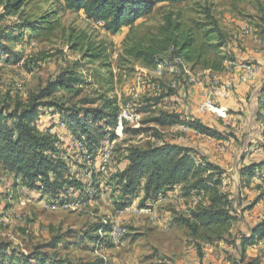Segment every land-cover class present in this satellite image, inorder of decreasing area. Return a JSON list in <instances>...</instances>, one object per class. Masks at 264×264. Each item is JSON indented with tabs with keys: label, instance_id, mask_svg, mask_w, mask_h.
<instances>
[{
	"label": "rangeland",
	"instance_id": "374dc122",
	"mask_svg": "<svg viewBox=\"0 0 264 264\" xmlns=\"http://www.w3.org/2000/svg\"><path fill=\"white\" fill-rule=\"evenodd\" d=\"M42 17L55 25L50 34L47 24L39 21ZM24 23H32L38 31L21 30ZM173 25L178 26L173 33L178 42L182 37L194 40L189 62L178 58L168 40ZM0 31L8 36L2 44L16 55L10 64L0 65V95L8 98L11 108L17 102L27 103L60 73L72 71L80 78L81 95L72 98L57 92L55 101L92 111L108 99L116 101L118 110L135 109L137 127L125 130L113 146L114 157L131 147L160 146L178 133L185 137L175 133L183 123L160 127L153 121L164 116L199 121L220 133L221 139L206 136L220 144L204 150L205 155L194 152L193 156L200 159L198 164L211 165L203 177L214 176L217 186L213 187L227 196L234 219L221 241L207 244L195 240L182 222L193 208L185 191L178 190L176 199L155 201L152 221L127 211L137 208L140 198L121 207V199L104 179L107 170L96 177L102 190L99 197L83 202L76 194L65 193L71 200L67 208L44 205L23 185L7 192L0 180V247L14 261L41 253L62 264H264V240L245 248L243 258L240 248L242 238L264 220V0L160 4L132 28L115 35L81 12L64 9L62 0H25L17 16L0 20ZM79 35L86 37L84 43L105 49L106 59L92 61L74 51L71 41ZM141 51L154 54L153 65L136 58ZM243 65L258 69L251 82L255 96L246 90L232 92L226 99L215 97L216 83L237 81ZM166 93L171 97L154 101ZM208 99L220 113L199 111ZM58 126L64 123L59 121ZM76 163L86 166L81 156ZM103 221L117 223L126 234L115 243L110 241L107 231L97 229ZM55 239L56 247H49Z\"/></svg>",
	"mask_w": 264,
	"mask_h": 264
},
{
	"label": "trees",
	"instance_id": "16d2710c",
	"mask_svg": "<svg viewBox=\"0 0 264 264\" xmlns=\"http://www.w3.org/2000/svg\"><path fill=\"white\" fill-rule=\"evenodd\" d=\"M24 1L0 0V20L17 16ZM188 1L190 0H62L64 9L81 12L87 20L102 24L104 30L112 35L132 28L143 17L150 15L157 5H176ZM39 21L47 24L45 30L48 34L54 31L55 25L49 19L42 17ZM26 28L35 33L38 31L32 23H24L20 27L21 30ZM169 30L168 40L176 50L178 58L190 61L194 40L182 37L181 42H178V36L173 35L178 32V26L173 25ZM3 34L0 31V65H8L11 63V56L16 55L2 44L8 38ZM14 36L9 34V38L16 40L18 37ZM85 39L84 35L72 39V49L82 52L84 57L92 61L106 59L105 49L94 47L89 42L84 43ZM18 40L22 39L19 37ZM136 58L146 65H153L155 59L150 51L138 52ZM80 85L81 81L76 73L64 71L37 95L30 96L27 103L17 102L11 108L8 98L2 99L0 95V169L4 175L13 179V187L25 186L29 191L38 194L37 200H45L47 205L62 206L70 203V197L67 196L69 193L76 194L84 202L99 197L102 191L100 182L96 180L98 174L91 170L87 187L93 191L92 196L84 187L86 184L75 180L76 174L86 169V166L77 165L74 161L76 155L70 145V134L84 137L91 160L99 163L106 147L105 142L116 139L114 128L119 110L116 101L108 99L103 101L100 109L92 111L81 110L76 106L69 107L66 103L60 104L53 99L57 92L79 98L82 92ZM262 96L264 97V90ZM169 97L171 95L166 93L154 101L159 102ZM59 121L64 123V127L58 126ZM153 121L160 127H172L181 122L202 136L221 139L220 133L199 121L184 122L185 120L172 116ZM51 128H54L53 135L48 134ZM66 143L69 145L66 146ZM190 153L189 149L166 142L144 149L131 147L107 170L104 179L108 181L107 186L113 195L119 196L122 202L118 203L124 208L136 198H140L139 207L151 208L158 194L170 197L175 188L185 191L191 198L193 208L189 211V217L182 222L191 236L207 244L221 241L234 220L229 212L230 202L225 194L213 187V184L217 186V181L213 180L214 176L209 171L208 177H203L202 172L206 171L209 164L196 163ZM207 178L209 181H206ZM210 181L214 183L211 184ZM100 228L102 229V225L97 227ZM109 228L105 227L103 232ZM262 240L264 220L247 237L242 238V258L245 248ZM55 243L56 239L49 247L55 248ZM12 258L6 248L0 247V264H62L52 262L47 255L41 253H31L16 261Z\"/></svg>",
	"mask_w": 264,
	"mask_h": 264
},
{
	"label": "built area",
	"instance_id": "2783aa9c",
	"mask_svg": "<svg viewBox=\"0 0 264 264\" xmlns=\"http://www.w3.org/2000/svg\"><path fill=\"white\" fill-rule=\"evenodd\" d=\"M244 31H247V27L244 29ZM158 68H161V65L158 64ZM243 69L242 71V76L239 77L237 81H230L229 83L225 84H219L216 83V87L214 88V96L217 97L218 99H226L230 96L232 92H236L240 89L242 85H245L252 81V79L255 78L258 74V69L256 67L250 66V65H243L241 67ZM199 111L201 113H217V108L214 107V105L211 103V101L208 99L204 101L200 108ZM222 117L221 115H219ZM137 120H138V114H136L135 109L131 107H120L119 111L116 116V124L114 128V134L116 139L114 141H106L105 142V150L102 153L101 157V162H93L91 160V156L89 155V152L86 147V142L84 137L81 136H70V145L72 147L74 155V161L76 162V157L81 156V158L86 162V169L80 171L79 173L76 174L75 180L78 183H82L85 185L84 187L86 188L88 194L92 196L93 191L90 189V187H87V181L89 180L88 175H92L89 173L91 172L95 174H101L108 170L109 165L115 161L117 162L118 159H120L121 156H124L126 154V150H123L120 152L119 157L115 156L113 154V146L119 142V140L123 137L125 134V130L130 127V128H136L137 127ZM178 131L182 133L183 135H191L194 137L202 136L198 134L197 132L193 131L186 125H182L178 128ZM54 133V128H51L48 130V134L53 135ZM205 137V136H204ZM218 150L221 151V148L218 147ZM92 162V163H91ZM93 163H95L93 165ZM88 165V166H87ZM179 188H175L173 191V198H177V193H178ZM171 196V197H172ZM170 198V197H169ZM168 197L162 196V194H158L156 203H162L165 200H167ZM172 199V198H171ZM140 199H138L139 202ZM70 203H65L62 205V207H69ZM154 205V204H153ZM52 208H56V205H49ZM153 206L151 208H143V207H137V208H128L127 211L131 212L133 215L136 216H142L144 218H148L152 221L155 220V213L153 210ZM105 227H110L107 231L108 234H105L108 236L109 240L112 242H117L121 237H123L126 234V230L118 225L117 223H111L110 225H107L105 221H103V226L102 229Z\"/></svg>",
	"mask_w": 264,
	"mask_h": 264
},
{
	"label": "crops",
	"instance_id": "0c3cea01",
	"mask_svg": "<svg viewBox=\"0 0 264 264\" xmlns=\"http://www.w3.org/2000/svg\"><path fill=\"white\" fill-rule=\"evenodd\" d=\"M259 78H260V74H259ZM251 82L252 81L249 82L250 84L242 85L240 87V89L238 91H236L235 93L239 94L241 91L245 92L247 90L246 93L249 94V96L251 95V97H254L255 96V92H256L254 89H255L256 86H254L255 84L251 83ZM222 111H223L222 116H224V110L222 109ZM170 132H172V131H170ZM177 132H179V131L176 130L175 133H177ZM181 135H183V134L181 133ZM170 137H171V140H167L166 143H168L170 145H175V146H179V147H183V148L189 149L191 151L190 154L195 159V161L200 160V159L198 157H196L195 154H194L195 157L193 156L194 152H196V153L200 152L201 154L205 155L206 154L205 152H207V151H204V150H210L209 149L210 146L214 147V146H217L218 144H220L219 142L215 143L216 141L208 139L207 137H204V136L194 137V136H191V135H185V137H182L178 133V136H174V137L170 136ZM217 151H219V150L217 149ZM0 180H1V185H2L3 189L6 190L7 192H10L12 184H13V179L11 177H8V176L4 175L3 172L1 171V169H0ZM7 194L8 193H6V196H7ZM171 196H170V199H171ZM35 198H38V194H36ZM173 199L174 198H172V200ZM35 200H37V199H35ZM38 201L42 202L44 205L47 204V202H45V200H41L40 199Z\"/></svg>",
	"mask_w": 264,
	"mask_h": 264
},
{
	"label": "bare ground",
	"instance_id": "6f19581e",
	"mask_svg": "<svg viewBox=\"0 0 264 264\" xmlns=\"http://www.w3.org/2000/svg\"><path fill=\"white\" fill-rule=\"evenodd\" d=\"M217 113H220V112L217 110Z\"/></svg>",
	"mask_w": 264,
	"mask_h": 264
}]
</instances>
